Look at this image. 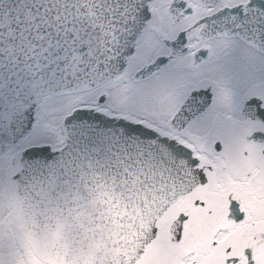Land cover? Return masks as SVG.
<instances>
[{"label":"snow or ice","instance_id":"snow-or-ice-1","mask_svg":"<svg viewBox=\"0 0 264 264\" xmlns=\"http://www.w3.org/2000/svg\"><path fill=\"white\" fill-rule=\"evenodd\" d=\"M0 264H264V0H0Z\"/></svg>","mask_w":264,"mask_h":264}]
</instances>
